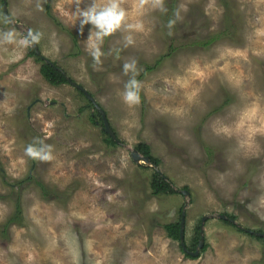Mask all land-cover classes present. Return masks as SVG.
I'll list each match as a JSON object with an SVG mask.
<instances>
[{"label": "rangeland", "instance_id": "rangeland-1", "mask_svg": "<svg viewBox=\"0 0 264 264\" xmlns=\"http://www.w3.org/2000/svg\"><path fill=\"white\" fill-rule=\"evenodd\" d=\"M164 1L8 0L18 27L0 0V264H264V235L249 231L264 233V0H225L232 31L207 48L180 44L224 28L226 4L178 0L175 30ZM112 3L125 16L98 40L82 13ZM29 30L120 143L81 89L45 77L20 43ZM132 79L135 104L123 98ZM140 141L158 167L133 160ZM159 171L176 193H153ZM183 208L186 244L197 226L204 236L199 256L163 226Z\"/></svg>", "mask_w": 264, "mask_h": 264}, {"label": "trees", "instance_id": "trees-1", "mask_svg": "<svg viewBox=\"0 0 264 264\" xmlns=\"http://www.w3.org/2000/svg\"><path fill=\"white\" fill-rule=\"evenodd\" d=\"M222 2L224 4H226V9H225V21L227 22V24L225 25L224 28H222L219 32H217L214 35H209L207 37H198L197 33L195 34L196 36L194 38L190 39V42H185L184 44H180L182 47L183 46H202V47H209L210 45H212L214 42H216L217 40L227 37L228 35H230V31L231 27L234 24H231V10L229 8V6L227 5L225 0H222ZM178 5V0H165L164 4H163V23L166 26V24L168 25V27H174L175 28V21L177 18V6ZM46 10L48 13H50L49 10V5H47ZM231 24V25H230ZM230 25V26H228ZM172 28V29H174ZM175 30H177V27L175 28ZM68 33L73 36V40L74 42H76V35L73 34V32L68 31ZM175 40L176 39H181L182 37H186L185 35H175ZM172 48L177 49L176 46L172 45ZM174 49V50H175ZM29 54L31 56H35L36 60L41 61L42 62V70L43 73L45 75V77L47 79H49L52 83H66L68 82V79L66 77V74L64 73L63 70H61V68H59L57 66L56 63L53 62H49V61H45L40 55L37 54V52L35 51L34 47L32 46ZM160 62V60H159ZM158 62V63H159ZM155 65H147L144 68V72L142 75H144L146 72L154 69ZM139 94V92H138ZM140 97L143 99V96L140 93ZM97 113L101 116L102 115L99 111H97ZM103 120V118H102ZM102 124L104 125V121H101ZM106 133V132H105ZM107 134V141L110 143L115 144L113 138L108 134ZM136 148L140 151V153H142L143 155H148L150 157V159L152 160V162L156 163V164H160V159L156 156H154V154L152 153L151 150V146L149 144H147L146 142L140 141L137 145ZM38 185L40 186L43 195L45 198H53V197H57V193L52 192L51 190H49V188H47V186L41 182V181H37ZM151 187L153 189V193L155 195H159L162 193H176L177 190L172 186L171 182L165 177V176H161L158 172L154 173L153 179L151 181ZM181 211V210H180ZM17 217H21L22 215V209H21V205L18 203L17 204ZM14 219V218H12ZM180 220L174 221V222H169V223H165L163 226L167 231V234L169 237L173 238V239H177L180 241ZM199 239H200V230H199V226L196 227V232L194 235V239L192 241V246H188L187 247L190 250H194V248L196 247V245L199 243ZM185 254L187 256H191L188 252H186L184 250Z\"/></svg>", "mask_w": 264, "mask_h": 264}, {"label": "clouds", "instance_id": "clouds-1", "mask_svg": "<svg viewBox=\"0 0 264 264\" xmlns=\"http://www.w3.org/2000/svg\"><path fill=\"white\" fill-rule=\"evenodd\" d=\"M82 16L84 17V19L82 20V24L90 22L91 24L96 26L97 32L95 35L96 38L99 40L104 35L110 34L113 30L120 26L121 21L125 16V13L123 10L118 9L115 3H112L108 7L101 8L99 10H97L95 7H91L85 10L82 13ZM4 38L6 40L11 41L14 39V35L11 32H7L4 34ZM38 38V35H33L31 37V40H29L28 38H24L22 41H20V43L27 44L37 40ZM93 54L97 55L98 52ZM125 67L127 68L128 66L126 65ZM123 98L125 102L129 104L139 103L138 84L135 79L130 80L129 83L126 85V91L124 93ZM26 151L29 155L33 157L41 155V152L35 150L32 146H29ZM43 158L47 159L49 157L45 155Z\"/></svg>", "mask_w": 264, "mask_h": 264}, {"label": "water", "instance_id": "water-1", "mask_svg": "<svg viewBox=\"0 0 264 264\" xmlns=\"http://www.w3.org/2000/svg\"><path fill=\"white\" fill-rule=\"evenodd\" d=\"M3 11L4 14L6 16V18L11 21L13 24H15L16 26L19 27V24L12 18V16L9 13V9H8V0H3ZM33 35H37L36 31L34 30H29L26 32V36L29 40H31V37ZM33 43V47L35 49V51L37 52L38 55H40L43 59H45L46 61H49L46 57H44L41 54V51L39 49L38 46V41L35 40L32 42ZM50 62V61H49ZM62 70V69H61ZM64 71V70H63ZM65 73V72H64ZM66 74V73H65ZM67 79L69 82H71L74 86L78 87L79 89H81L84 94H86V96L92 101V103L95 105V107L97 108V110L101 113L103 121H104V130L117 142L120 143V139L118 138V136L116 135L113 127L111 126L110 122L108 121V118L106 116V112L105 110L97 103V101L93 98L92 94L86 89L84 88L82 85L77 84V82L73 81L69 76H67ZM131 156L133 158V160L135 162H145L147 164H152L155 167H158V164L152 162V160L150 159V157L148 155H143L142 153H140V151L135 147L132 152H131ZM160 172V171H159ZM160 174L162 175V173L160 172ZM181 192L183 194L189 195V191L188 190H181ZM224 217V216H223ZM206 217L203 218V220H205ZM185 225H186V211L183 208L182 213H181V221H180V243L182 248L188 252L190 255L192 256H199L200 255V248L203 247L204 245V236L201 235L199 243H198V247L195 250H190L187 247L186 241H185ZM204 225V223H202V226ZM252 233H258L260 235H264V233L261 232H255L252 230H249ZM203 232V231H202Z\"/></svg>", "mask_w": 264, "mask_h": 264}]
</instances>
